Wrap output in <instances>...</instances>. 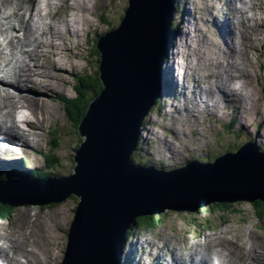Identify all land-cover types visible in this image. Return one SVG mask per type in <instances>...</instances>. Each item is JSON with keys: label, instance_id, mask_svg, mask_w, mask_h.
<instances>
[{"label": "rangeland", "instance_id": "rangeland-1", "mask_svg": "<svg viewBox=\"0 0 264 264\" xmlns=\"http://www.w3.org/2000/svg\"><path fill=\"white\" fill-rule=\"evenodd\" d=\"M49 1L40 0V2H47L48 4ZM86 1H88L89 6L84 7L87 13L85 17L87 24L81 25V32L76 36L72 35L73 27L70 26V30L68 31L63 28L67 22L73 24L74 17L72 16L71 6H73L76 0H53V4L50 6H46L45 3H39V7H44L42 8L43 13L46 14L44 22L50 23L48 38L51 36L54 27L60 28L61 35L59 39H55V48L60 45L64 55L60 59L55 58V53L53 52L55 48L53 46L50 50L49 42L46 43V46L39 47V50L42 49L45 52L42 54L47 55L43 68L47 72L50 67L53 74L47 76L49 74L43 73V68L37 71L36 77L39 78V81H35L33 79L35 77L32 75L31 81L34 82V84L30 85L32 90L25 91L26 93H33L32 98H25L27 101L24 110L32 118V122L29 125L25 124L28 128L25 129L29 133L28 138L23 137L20 132L14 139L20 140L21 144L23 143L24 145L14 148V153H20L17 155L19 157H15L14 160L27 159L29 161L27 164L29 165L25 166L26 170L30 169L32 171L43 168L44 160L39 156L38 152L44 155V152H48L49 148H51L53 150L52 155L56 158L57 163L52 165L51 161L46 160L45 167H51L49 169L52 172V169H56L54 173L62 172L68 174L70 171L74 172L73 168L75 164L73 163V156L76 155L75 151L80 149L76 148V146L81 137L78 133L77 128L79 126L77 127L76 125L77 121L72 120L68 113V110L71 108L69 100L78 95L75 89L76 80L79 77L84 80L90 73L94 75L99 67L98 56L95 53V38L103 35L111 27H117L125 10L129 7V0ZM208 1L205 0L203 5H199V0H177L178 9L173 21L178 28L177 30H186V27H191L193 30L196 26L202 29L199 30L198 28L196 31H192L193 34H196V37H193V42L183 38L181 33H179V37L177 36L178 41L176 45L187 42L191 49L188 51L189 56L187 57H185L186 55H173L170 63L173 65L174 62V78L180 76L181 80H183L182 77L185 73H193V69L190 70L187 67V61H191L192 58L194 63H198V60L204 61L203 64L199 63L202 66L200 69L196 63L193 65L195 70L197 68L200 71L203 70L206 63H211L210 59L214 58L212 65L207 64L204 67L207 71H203V73L212 74V83L215 80L214 76L217 75L218 71L223 70L224 64L227 65L229 60L231 61L236 58V62L242 61L241 59L238 60L237 54L232 55L230 53L226 47L228 41L223 38L218 28H214L210 8L205 7ZM242 1L244 3H238L236 0H211V4L217 6L214 12L216 19L218 18L219 25L223 23L222 20L224 18L232 17L234 8L239 7H243V10H245V18L250 16L256 18L254 28L245 27L240 23L242 25L239 31L243 32L244 29V34L241 33L238 36L239 43L243 44L245 49L250 45L247 55L250 60L249 63L253 67L251 71L252 80L248 81L244 78L240 80L242 86H246L245 92L250 90L251 93V97L247 101L251 109L248 108L245 112L244 109H241L242 114L243 112L246 114L245 128L240 125L239 118L232 113L237 110L236 102L238 99L233 101L234 106L227 103L235 95L236 97L243 96L244 90L221 102V108L216 107V110L205 104V113H201L202 122L205 123L202 130L200 129L201 122L199 118L195 122L190 121L184 124L183 115L185 110L182 109V106H186L187 99L194 96L191 93L193 87L191 86L188 90L190 97L186 98L187 94L179 91V83L176 82L178 94L180 96L181 94L184 95L179 99L177 94L172 93L171 95H167L164 93V96L160 100L163 103V107L155 109L154 113H152V115L158 118L159 125L157 127L152 124L149 125L150 130H153L154 134L150 133L146 141L142 140L144 143L139 155L153 158L156 166L169 167L172 165V167H175L178 165L176 158L179 159L181 154L184 156H194V159L204 161V159L207 160V156L219 154L224 150L236 151L239 145L247 141L252 140L256 142L257 140L255 139H260L257 145H261L264 142V0H253L251 3H248L247 0ZM23 3H26V0ZM27 3H29V8L26 10L29 11V15L25 16L26 14L23 12L24 21L21 29L18 27L19 14L18 16H16L17 13L10 15L14 12L13 8H8L6 11L3 10V14H0V21L5 34L2 40H0V52H3V57L0 58V69L3 68V64H7V61H19V64H22L19 72H23L22 69L25 64L23 61L25 58L24 53L20 54L9 41L12 38L17 40V36L22 35V31L24 30V39H27L33 46L31 34L34 35L35 23L32 20L31 12L38 6V0H27ZM252 3H255V7H252L253 9L250 8V4ZM189 6L193 7L194 12L188 11ZM225 9L229 14H224ZM80 15L81 12L78 13V16ZM193 16L197 19L196 21L193 20ZM202 16L205 17L202 18L203 20L200 19ZM45 35L46 32L42 36ZM216 35L223 40L214 39V37H217ZM207 36L213 40L207 39ZM36 37L43 42L40 35ZM30 49L32 48H28L26 51ZM220 51H223V53H219ZM18 57L20 58L18 59ZM244 57L243 55L242 58ZM3 58H6L5 62ZM54 60L59 61L58 63L63 68L60 70L55 69L54 63L57 61L55 62ZM60 60L62 61L60 62ZM220 60L223 61L222 65L220 63L215 64ZM26 61L34 69L35 62L27 54ZM187 76L188 80L185 84L191 85L193 77L189 74ZM170 78H172L171 74ZM168 81L170 84L173 83L170 79ZM211 82H198L194 85H197V88L201 90V87L202 89L207 88ZM184 89L187 90L188 88L183 85L182 90ZM85 94L86 90H84L83 96ZM173 95L176 101L171 99ZM201 97L203 105L205 96ZM244 105L246 109V104ZM197 106L198 104L194 103V107ZM209 107H211L212 113L209 111ZM259 107H262V117L260 114H255L256 109ZM194 112L198 114V112ZM185 117H187V114H185ZM232 119H234V125L228 128V124ZM54 130H56L55 133ZM167 130L171 133L168 134L167 138L170 140L172 138L174 141H168L165 144L163 141L166 135H162L161 132ZM237 131H239L238 134H236ZM84 141L85 139L82 142ZM187 147L188 151L186 150ZM191 149L193 151L196 150L195 154ZM186 151L187 154H183ZM200 151L205 152L198 154L197 152ZM169 154L171 156L176 154V156L169 157ZM48 155L50 156L49 153ZM32 175L34 174L32 173ZM78 201L79 198L75 195H70L62 202L47 204L27 203L20 204L11 209L6 219H0V247L3 248V250L0 248V264H61L67 247V233L74 218ZM229 205L219 207L217 204L210 203L194 212L186 210L165 211L159 215L160 220L156 226L141 230V232L139 230L135 231L134 237L129 240L130 243L126 244L127 246L129 245L127 251L135 252V258L131 255L132 263H130L138 264L137 261L142 262L145 255L153 253L154 256L149 255V258L156 264L160 260V255H163V262L170 260L173 262L175 255L176 257H181V254H183L186 263L190 264L189 256L191 253H200L205 249L218 247L220 244L225 243L232 245L233 251L238 252L237 258L240 264H243L240 256L247 258L249 261L247 253L253 245H255L253 247L256 248L255 250L258 254L255 256L264 254V221L260 217L262 208L255 209L247 201H239L230 203ZM136 218L138 217L132 218V221L134 222ZM149 242L151 245L146 246ZM243 243V248L242 246L239 248V244ZM169 246L172 249H168ZM176 246L180 248L177 253ZM202 246H205V248L202 249ZM151 261L149 264H152Z\"/></svg>", "mask_w": 264, "mask_h": 264}, {"label": "water", "instance_id": "water-1", "mask_svg": "<svg viewBox=\"0 0 264 264\" xmlns=\"http://www.w3.org/2000/svg\"><path fill=\"white\" fill-rule=\"evenodd\" d=\"M176 0H129L125 18L98 42L105 86L81 122L85 139L74 156L75 172L0 192V204L62 202L79 198L61 264H120L132 218L165 211H197L212 204L264 203V153L251 143L214 163L176 171L136 165L132 153L141 123L161 91V69L176 38L171 29ZM82 140V141H83ZM41 180V179H38ZM137 219V218H136Z\"/></svg>", "mask_w": 264, "mask_h": 264}, {"label": "bare ground", "instance_id": "bare-ground-1", "mask_svg": "<svg viewBox=\"0 0 264 264\" xmlns=\"http://www.w3.org/2000/svg\"><path fill=\"white\" fill-rule=\"evenodd\" d=\"M250 1H252V0H247L248 3ZM23 2H25V0L24 1L0 0V14H3V10L6 11L8 8L9 9L13 8L14 12L10 15L17 13L16 16H18V14H19L18 25L20 28L23 26V21H24L23 16H22L23 12H25V14H26L25 16L29 15V11L26 10L27 8H29V5H28L29 3H27V0H26V3H23ZM236 2L244 3V1H242V0H236ZM39 3H45L46 6H50L51 4H53V0H50L49 4L47 2H40V0H38V4H37L38 6H36L35 10H33V12H31L32 20L35 23V31H34L35 36L31 34V36L33 37V40H32L33 46L28 42L27 39H24L25 38L24 30H23L22 36H17V40H15V38H12L9 41L14 49L20 50V54L24 53L25 58L23 61L25 64H24L23 69H22L23 72H19L20 67L22 65V64H19L18 71L17 72L14 71L13 76H11L9 74V72H7V73L5 72L3 76L0 75V153H1V156H2V153H4L5 154L4 157L7 159L13 158L14 154H17V155L20 154V153H14L15 147L24 146L23 143L21 144L20 140H14L15 137L18 136V134H20V132L22 133V136L25 138H28V135H29V133L25 130V129H28L25 124L29 125L32 122V120H31L32 118L26 112H24V110L26 108V101H27V99H25V98H32L33 93H26V92H28L29 90H32V87L30 86L31 84H34V82L31 81L32 75L35 77V78H33L35 81H39L38 80L39 78L36 77L37 76L36 73H38L37 71L42 70L44 61L47 57V55L42 54L45 52H43L42 49L39 50V47L42 48L43 46H46L47 42H49V44H50L49 49L52 48L53 46L55 48L56 47V43H55L56 40L55 39H59L60 38L59 36L61 35L60 34V28L54 27L53 31L51 32V36L48 38L49 24H47L46 21L44 22L45 15H44V13H43L44 11L42 9L44 7H42V8L39 7ZM84 7H89L88 1L76 0V2L73 4V6H71L72 16L74 17L73 24H70L66 21L67 22L66 25L63 26L64 30H66V31L70 30V26L73 27V31H72L73 36H76L79 32H81V25L87 24V19H85L87 13L84 10ZM205 7L210 8V14L213 16L214 28H218L220 30V32H221L220 34L223 36V38L228 41V48H229V50H231L230 53L232 55L237 54L238 60L241 59L242 61L236 62L235 61L236 58L231 60V61L229 60V63L227 65L224 64L223 70H221L218 73V75H216V79L214 80L213 83L211 82V80L209 81V79H211L212 74L211 73L206 74V72L205 73L202 72L206 69H203V70L201 69L202 70V71H200L201 73L198 74V76H196V75L194 76V81L196 83H198V82H202V83L203 82H211L207 86V91H206V88L202 89V87H201V90L200 89L197 90V88H195L191 92L192 94L197 96V98L201 101L199 108H197V109L195 108V109L191 110V112L196 111V112H198V114L202 112V97L201 96H205L207 106H211L213 109L216 110V107L221 108L220 107L221 102L226 101L228 98L234 96L236 93L241 92L242 90L246 89V86L245 85L242 86V84L240 82L241 78L247 79L248 81L252 80L251 71H252L253 67L250 65V63H249L250 60H249L248 55H247V51H249L248 49H249L250 45L247 47V49H245L244 45L239 43V37L238 36L241 33L244 34V29H243V32L239 31V28H241L242 24L248 28H254V26L256 24L255 23L256 18H254L253 16H250L253 18H250V17L245 18V15H244L245 10H242V8L239 7V8H234V11L232 12V17L229 16V17L224 18L222 20L223 23L219 25V22L217 20L218 18L216 19V15L214 12L217 9V6L212 5L211 0H209L207 3V6H205ZM250 8L252 9V7H250ZM228 10H231V9H228ZM188 11L194 12L193 7L189 6ZM79 12H81L80 16H78ZM5 14H6V12H5ZM224 14H229V13L227 10H225ZM233 17H234V21H233ZM193 19L196 20L195 18H193ZM236 19L238 20L237 24L235 23ZM240 23H242V24H240ZM52 24H54V23H52ZM198 28H199V30L202 29L201 27L196 26V27H194L193 30L196 31ZM193 30L191 27H186V30L181 29V32H180L181 36L183 38H185L186 40L189 39V41L193 42L192 41L193 37H196V34L192 33ZM224 31H225V34H224ZM45 32H46V35L42 36L45 34ZM3 35H5L4 29H3V26L1 25V21H0V40H2ZM39 35L41 36V40H43V42L45 44L42 41H40L38 37H36ZM3 41H5V40H3ZM242 41L245 42L244 40H242ZM175 46H176V49L174 51L173 50L171 51L172 56L175 54H176V56H180V55L181 56L186 55L185 57L189 56L188 51L191 49V47H189L187 42H182V43L175 45ZM28 48H32V49H30L29 51H26ZM53 52L55 53V58L57 57L58 59H60V57L64 55L63 51L60 48V45H59V47L55 48V50H53ZM242 52H243V55L245 56L244 58H242L243 57ZM50 53H52V52L50 51ZM2 54H3V52H0V58L3 57ZM26 54L28 57H30L34 60V62H35L34 69L31 68L29 66L28 62L26 61ZM172 56L170 58H168L167 62L171 61V59L173 58ZM195 58H197V57H195ZM3 60L5 62L6 58H3ZM54 61L56 62L57 60H54ZM61 61L62 60H60V62ZM58 62L59 61L54 63V68L57 70H60L63 67L60 66V64ZM217 63H220L222 65L223 61L220 60V61L216 62L215 64H217ZM7 64H8V61H7ZM10 64L11 63H9V66H10ZM188 64L193 65L194 63L192 61L188 60ZM196 64L199 65V62ZM6 65H5V67L7 69ZM190 68H192V67H190ZM172 69H173V65L171 63H167L166 64V75L168 77H170V74L172 73ZM42 72L45 74H49L47 76H51V74H53V71L50 67L47 70V72L45 71V68H43ZM173 74H174V72H173ZM17 76H19V79L17 78ZM177 80H178V78H177ZM248 81H246V82L248 83ZM190 87H191V85L189 86V89H190ZM244 92H245V90H244ZM250 95H251L250 90H247L243 96L236 97V95H235L234 98H231L229 101H227V103L233 105V101H236L238 99V101L236 102L237 110L235 112H232V113H234L236 115V117L239 118V123L243 128H245V126H246V121H245L246 114L244 112L246 110H248V108L251 109L247 103V101L251 97ZM186 97H188V93H187ZM244 104H246V109H245ZM182 107L184 109V106H182ZM211 107H209L208 109H210L209 111H211V113H212L213 111H212ZM241 109H244L243 114L241 112ZM13 110H15V111L13 112ZM256 110L257 111L255 114H257V115L260 114V116L263 115L262 114V107H259ZM185 114H187L186 111H184V116H185ZM9 122H10V124L8 125ZM23 124H24V126H23ZM29 131H30V129H29ZM255 140L258 141V139H255ZM173 156H176V155H173ZM169 157H172V156L169 154ZM22 168H23L25 175L26 174L27 175L32 174L30 169L26 170L25 167H22ZM166 168H168V167H166ZM171 168L173 169L174 167H171ZM37 170H41V169H37ZM34 178L40 179V178H37L36 176ZM27 216H28V214H27ZM150 245L151 244L149 242L146 246H150ZM243 245H244V243L239 244V248L241 246L243 248ZM253 246H255V245H253ZM253 246L249 249V251L247 253L249 261L247 260V258L240 256V259L242 260L243 264H264V254H262L260 256H255L258 254L255 250L256 248ZM0 248H1V250H3L2 247H0ZM201 248L204 249L205 246H202ZM168 249H172V248L169 246ZM178 250H180V248H178L176 246V253ZM157 254L160 255L159 253H157ZM0 255H1V253H0ZM150 255L154 256L153 253H150ZM174 255H175V252H174ZM181 255H182L181 257H176V255H175V257H174L175 259H173V262H171V260L167 261V262H163L162 261L163 255H160V260L157 264H167V263L168 264H189V263H186V260L183 258V254H181ZM189 257H190V264H240V261L237 258L238 252L237 253L234 252L233 246L227 245L226 243L220 244L218 247H212L210 249H205L200 253L199 252H193V253H191V255ZM256 258H257V260H256Z\"/></svg>", "mask_w": 264, "mask_h": 264}, {"label": "trees", "instance_id": "trees-1", "mask_svg": "<svg viewBox=\"0 0 264 264\" xmlns=\"http://www.w3.org/2000/svg\"><path fill=\"white\" fill-rule=\"evenodd\" d=\"M123 18H124V15L121 17V21ZM95 53L98 56V63H100L101 55L99 53V49H98L97 45L95 47ZM87 78H84V80L79 78L82 80L81 83H83V86L85 87L87 94H85L84 96L82 94H80L79 96H76L75 98H70V100H69L71 103V108L68 110V112H69L70 118L72 120L77 121L76 122L77 127L83 121V119L85 118L87 113L89 112V109L91 107L93 100L98 95H100L102 90L104 89V85L100 79V68L99 67H98L97 71H95L94 75L90 73L87 76ZM75 89L77 90V94H78L79 91H78L76 85H75ZM90 94H91V96H90ZM77 129H78V133H79V128H77ZM55 132H56V130H54V133ZM80 137L81 138L79 139V143L76 146V148H80V145H81V142L83 139L81 135H80ZM261 149L264 150V148H261ZM172 157H175V156H172ZM210 157L211 156H208L206 158L208 159ZM43 160L51 161V163L55 162V160L53 159V155L50 157L47 152H44ZM135 160H136L137 164L147 166V162H139L137 160V156L134 155V161ZM73 161H74L73 163L75 164L76 163L75 159ZM55 163H57V161ZM35 171H38L37 175H40V176L44 175V173L41 170H32L31 172L34 173ZM19 175H25L23 168H21L18 171V175H14L13 177H16V178L21 177ZM37 175H36L37 178L42 179V177H39ZM33 176H35V175H33ZM0 178H6V176L1 175ZM255 204H256L255 205L256 208H262V210H261L262 212L260 213L261 214L260 217H261L262 221H264V203L257 202ZM217 205L219 207L227 206V204H217ZM228 206H230V205H228ZM11 209H13V208L0 204V219H6L8 217L9 212L11 211ZM227 209H229V208H227ZM159 220H160V217L158 215H147V216H142V217L135 219L134 224L137 225V227H141V226L154 227L157 225ZM130 262H131V260L129 259L128 262H125V264H127V263L131 264Z\"/></svg>", "mask_w": 264, "mask_h": 264}]
</instances>
